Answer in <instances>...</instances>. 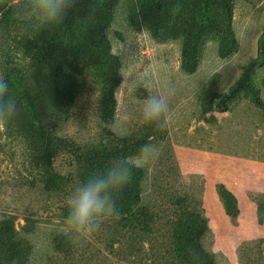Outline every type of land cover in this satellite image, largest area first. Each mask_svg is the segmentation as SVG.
<instances>
[{"label": "rangeland", "instance_id": "rangeland-1", "mask_svg": "<svg viewBox=\"0 0 264 264\" xmlns=\"http://www.w3.org/2000/svg\"><path fill=\"white\" fill-rule=\"evenodd\" d=\"M1 1L0 77L18 110L0 126V223L13 229L0 264H156L131 234L133 225H144L140 212L159 217V236L172 225L189 226L190 210L207 220L202 240L216 264H242L244 242L256 245L249 257L264 264V244L255 243L264 239V191L256 190L264 180V111L254 100L264 104V0H224L226 6H217L221 0H115L109 21L108 0H76L66 27L37 34L14 15L26 0ZM145 66L175 85L164 130L138 123V104L126 97L118 73ZM209 69L214 74L206 78ZM235 86L226 109L216 110L212 99ZM123 111L132 114L134 131L120 140L106 125ZM150 139L160 143V156L119 195V217L104 221L83 244H69L58 234L68 193L89 172ZM241 182L247 199L256 208L259 203L262 221L257 215L259 225L235 218L212 226L205 198L222 201L218 185Z\"/></svg>", "mask_w": 264, "mask_h": 264}, {"label": "clouds", "instance_id": "clouds-1", "mask_svg": "<svg viewBox=\"0 0 264 264\" xmlns=\"http://www.w3.org/2000/svg\"><path fill=\"white\" fill-rule=\"evenodd\" d=\"M75 3L76 0H26V4L16 9L14 15L37 34L41 30L59 27ZM118 73L121 83H126V97L138 104V123L157 130L166 129L171 120L170 99L175 93L173 82L163 78L162 71L161 78L157 80L151 66L127 76L123 68ZM213 74L209 69L206 78H211ZM17 110V100L11 94L8 81L0 77V126L13 120ZM131 121L132 114L123 111L106 126L116 138L125 140L134 131ZM161 150L160 143L146 140L134 152L119 155L101 169L86 174L66 197L63 223L58 234L69 244L79 246L92 239L104 221L118 218L119 195L137 171L147 170L155 164ZM29 243L36 248L32 240L29 239ZM51 243L49 237L46 245Z\"/></svg>", "mask_w": 264, "mask_h": 264}, {"label": "trees", "instance_id": "trees-1", "mask_svg": "<svg viewBox=\"0 0 264 264\" xmlns=\"http://www.w3.org/2000/svg\"><path fill=\"white\" fill-rule=\"evenodd\" d=\"M107 2V1H105ZM1 7H4V4L0 0ZM115 5V0H108L107 3L104 4V15L105 18L109 21L113 15V8ZM226 6L225 1H217V6ZM206 18H210L207 12L204 13ZM64 27L67 26V22L63 21ZM100 42V41H99ZM112 58V56H110ZM113 62H116L114 58ZM185 59L183 61L184 66L188 70H193L194 66H191ZM249 74V69H247L242 78L240 79L239 83L241 84L242 81L247 79ZM116 80V77H115ZM113 84H117L116 82ZM237 90V86L233 87L228 93H224L221 95H216L212 99V104L214 108L218 111H224L227 106V99L230 95L234 94ZM255 103L264 111V104L260 100L258 96L255 95ZM218 192L220 194V198L223 202L224 209L226 214H228L231 219H235L238 214V207L235 196L227 190L224 185H218ZM130 192H128L129 194ZM131 196L135 198V200L139 199L138 194L130 193ZM118 202H120V198L118 197ZM121 203V202H120ZM122 210V209H121ZM262 214L259 210V203L257 208V215L258 219L262 221ZM191 223L189 226H186L184 229H180L176 226H171L165 230L164 233L159 236H156L157 228H154L155 221L159 218L153 213L148 214L142 211L139 214V219L143 220L144 225L142 226H135L133 225L131 228V234L134 237H139V241L141 240L140 247L146 251H151L153 255L152 259L156 264H216L215 262V253L210 251L205 244L203 243V235L206 230H208L207 220L202 214L198 211L190 210L187 213ZM12 226L6 222L0 223V250H6L10 247L11 243V234ZM185 232H187L188 239H183ZM158 235V234H157ZM121 236L117 237L115 240H119ZM159 237L161 239H159ZM145 241H148L147 249L144 248ZM257 245L264 244V239L260 238L255 241ZM251 242H244L240 249H242L240 253V258H244L242 260V264H257V259L259 258H250L249 255L251 254L252 250L256 245L251 244ZM138 245V243H137ZM133 248V246H132ZM134 252H138V250L133 248L132 254H137ZM261 255V251H258ZM259 255V256H260ZM264 258V257H263Z\"/></svg>", "mask_w": 264, "mask_h": 264}, {"label": "crops", "instance_id": "crops-1", "mask_svg": "<svg viewBox=\"0 0 264 264\" xmlns=\"http://www.w3.org/2000/svg\"><path fill=\"white\" fill-rule=\"evenodd\" d=\"M264 179V177H263ZM245 183L241 182L240 185H236L235 187H226L236 198V202H237V207H238V214L236 216V221L239 223H243L245 221V219H247L248 221L250 220V223L253 224L257 223V208L255 206V203L248 200L246 195L242 193L240 187L243 186ZM260 189H256V190H261L264 191V180L261 182V185L259 187ZM216 200V201H215ZM211 198V200L209 201L207 199V197L205 198V208H207V212H208V216L210 217V223L212 226H214V224L217 222V220L219 221H223L224 223L227 222V224H231V217L226 214L225 209H224V205L223 202L220 201V199H218L217 197ZM230 217L229 219H226L227 217Z\"/></svg>", "mask_w": 264, "mask_h": 264}]
</instances>
